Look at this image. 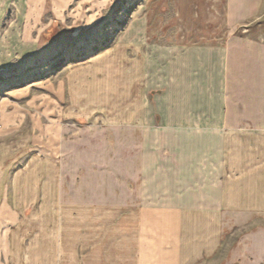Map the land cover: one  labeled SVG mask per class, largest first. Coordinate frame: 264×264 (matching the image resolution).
I'll return each mask as SVG.
<instances>
[{"label":"crops","instance_id":"crops-1","mask_svg":"<svg viewBox=\"0 0 264 264\" xmlns=\"http://www.w3.org/2000/svg\"><path fill=\"white\" fill-rule=\"evenodd\" d=\"M224 2L212 43H105L43 75L40 180L0 119V264H264V167L231 177L224 158L229 131L264 137V40L245 29L264 0Z\"/></svg>","mask_w":264,"mask_h":264},{"label":"rangeland","instance_id":"rangeland-1","mask_svg":"<svg viewBox=\"0 0 264 264\" xmlns=\"http://www.w3.org/2000/svg\"><path fill=\"white\" fill-rule=\"evenodd\" d=\"M224 4V0H0V119L19 122L18 127L4 129L16 136L24 134L29 141L26 151L19 153L18 167L28 164L30 167H26L36 173L35 180H40L46 96L41 86L43 75H52L66 60L95 52L105 43L126 44L131 57L142 49L150 56L161 40L180 38L201 43L207 42L209 35L212 43L219 24H223ZM245 29L247 34L264 40V6L261 15ZM207 82L210 93L205 91V108H214L219 103L220 81L213 78ZM164 88L146 91L151 106ZM53 104L51 97V113L55 112ZM120 104V97L114 98V109ZM155 119L160 121L157 112ZM91 123L100 127L102 121ZM241 129L228 132L230 161L226 152L224 158L231 177L240 176L237 169L242 168L247 169L244 176L248 179L251 167H264V137L254 135L251 139L245 128ZM1 229L8 227L2 224ZM19 229L36 234L41 222L20 224ZM36 237L34 240L40 241V235ZM40 251L34 254L38 258Z\"/></svg>","mask_w":264,"mask_h":264}]
</instances>
